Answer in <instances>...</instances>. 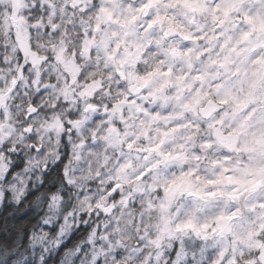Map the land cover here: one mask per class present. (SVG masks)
I'll return each instance as SVG.
<instances>
[{
  "label": "clouds",
  "instance_id": "1",
  "mask_svg": "<svg viewBox=\"0 0 264 264\" xmlns=\"http://www.w3.org/2000/svg\"><path fill=\"white\" fill-rule=\"evenodd\" d=\"M0 264H264V0H0Z\"/></svg>",
  "mask_w": 264,
  "mask_h": 264
}]
</instances>
